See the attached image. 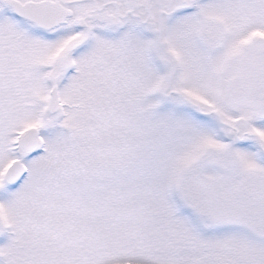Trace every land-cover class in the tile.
Here are the masks:
<instances>
[{
	"label": "snow or ice",
	"instance_id": "obj_1",
	"mask_svg": "<svg viewBox=\"0 0 264 264\" xmlns=\"http://www.w3.org/2000/svg\"><path fill=\"white\" fill-rule=\"evenodd\" d=\"M0 264H264V0H0Z\"/></svg>",
	"mask_w": 264,
	"mask_h": 264
}]
</instances>
